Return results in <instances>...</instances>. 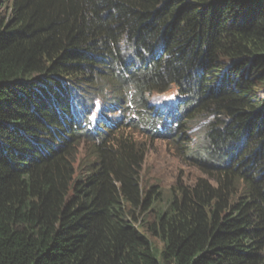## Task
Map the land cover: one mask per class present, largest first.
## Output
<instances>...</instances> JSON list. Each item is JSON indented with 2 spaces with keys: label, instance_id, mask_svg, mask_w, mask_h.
<instances>
[{
  "label": "trees",
  "instance_id": "trees-1",
  "mask_svg": "<svg viewBox=\"0 0 264 264\" xmlns=\"http://www.w3.org/2000/svg\"><path fill=\"white\" fill-rule=\"evenodd\" d=\"M127 83L213 118L166 199L85 123ZM0 264H264V0H0Z\"/></svg>",
  "mask_w": 264,
  "mask_h": 264
},
{
  "label": "rangeland",
  "instance_id": "rangeland-1",
  "mask_svg": "<svg viewBox=\"0 0 264 264\" xmlns=\"http://www.w3.org/2000/svg\"><path fill=\"white\" fill-rule=\"evenodd\" d=\"M122 58H124L127 65H129L131 62L136 63L135 57H131L130 53L123 55ZM107 87L109 90L110 85ZM130 92H134V88L132 86H128L127 83L126 89L124 91V97ZM174 94L179 95L177 92H174L173 89H171L163 95L153 94L151 97L143 96V100L145 102L151 103L152 106H157V108L164 112V107H168L169 105L175 108H180L182 103L178 104V100L174 99ZM114 100L115 98H109V102H114ZM123 104L124 102H122L121 105ZM137 109L138 107H135L130 111L124 110L125 115L127 117L129 116L130 120H133L130 122L134 126H131L129 129L122 130V133L125 135L127 134V137L130 135V138L136 141L138 146L142 147L141 150L143 151V158L138 170L141 187L144 190H148L150 186L154 185L156 190L160 189L164 199H166L169 186L174 184L190 185L195 182L197 178L201 177L202 173L194 161L182 154V151L176 146V144H174L172 138L166 137L165 139H161L155 134V131H152L148 128V125H144V123L141 121L134 119V114L138 115L137 113H139L137 112ZM113 110L118 113L116 117L122 116L123 112L119 113L116 108ZM93 113L96 114V108L93 109ZM179 115L180 113H177L176 116ZM196 120L197 118L193 119L192 123L186 126V135L192 138L195 144L200 141L199 126H197L198 124L194 123ZM169 123L170 121L166 123L167 127H169ZM171 123L173 124V122ZM122 133L114 131V135H123ZM152 135L153 137H151ZM82 153V150L75 153V157H77V163L80 161ZM134 215L135 220L141 218L149 220L151 219V212L143 214V211L140 213L135 211Z\"/></svg>",
  "mask_w": 264,
  "mask_h": 264
},
{
  "label": "clouds",
  "instance_id": "clouds-1",
  "mask_svg": "<svg viewBox=\"0 0 264 264\" xmlns=\"http://www.w3.org/2000/svg\"><path fill=\"white\" fill-rule=\"evenodd\" d=\"M133 88H134V92L127 93L125 97H124L125 90H122L120 88V84H118V86L114 88L112 93H110L109 90L107 89L105 93H107L109 98H115L114 102L112 101L109 102V99H108L107 102L105 103L104 98L102 96L100 95L94 96L91 99L92 107L90 109V114L85 120V123L87 125H91L89 121V117L90 116L92 117V114L93 115L95 114L93 113V109L96 108L97 105H99L101 106V109L99 108L98 112L96 111V114H95L96 116L92 120L94 124L93 126H90V129L99 130V129H96V125L98 123H103V124H109L113 132L115 131L118 133H122V130L129 129L131 127L130 125H133L131 123L133 120H130L129 116L127 117L125 115L124 110L130 111L131 109L138 107L137 112L139 113H137L138 115L134 114V116L136 117V118L133 117L134 119H137L141 121L142 123L152 122V120L156 116L160 117L162 120L165 119L163 123V127H160L159 129H155L153 126H150L149 124H144V125H148V128L151 129L152 131H155V134L158 135V137L161 139H165L166 137L172 138L174 144H176V146L182 151V154L185 157L194 161L195 164L197 165L196 161H198V159L200 158V155L206 153L204 150L205 141H203L204 128L210 121L213 120V118L209 116L208 114L206 115L198 114L194 112L192 109L188 110L187 112H182L179 108H175L170 105L168 107H164L165 111L163 112L161 109L157 108V106H152L151 103L145 102L143 100V96L151 97L153 96V94L163 95L164 93L170 91V89L164 93H155V92L151 93L149 91H141L139 90L138 87H133ZM176 100H178V98ZM122 102H124L123 105H121ZM178 104H181V103L178 101ZM103 107L105 108V110H103L104 109ZM112 107L116 108L119 111V113L123 112L122 116L116 117L118 113H116L113 110L114 108L110 110ZM177 113H180V115L176 116ZM152 114L154 116H152ZM145 116H148L150 120L144 121L143 119ZM171 117L172 119H176L177 121L180 120L181 122H183V125H185L184 126L185 130L183 132L184 140L182 142H177L176 140H174V137L170 136V132H169L170 128L166 126V123L170 121L169 126H171ZM196 118L197 120L194 121V123L198 124L197 126H199V129H200V135H199L200 141L197 144L193 142L192 138L186 135V131H187L186 126L192 123V120ZM115 120H118V123H115V125H113ZM175 121H172L173 127L175 126ZM83 124L84 123H82V125ZM95 134L98 135L99 131H96ZM151 137H153V135ZM66 141H68L70 144L72 142L74 143L72 138H67ZM50 145H51V142H48V143L44 142V149H41V151H44L47 147H50ZM53 149L56 150L57 147L56 148L54 147Z\"/></svg>",
  "mask_w": 264,
  "mask_h": 264
},
{
  "label": "bare ground",
  "instance_id": "bare-ground-1",
  "mask_svg": "<svg viewBox=\"0 0 264 264\" xmlns=\"http://www.w3.org/2000/svg\"><path fill=\"white\" fill-rule=\"evenodd\" d=\"M112 109H113V107H112L110 110H112ZM86 113H88V112L86 111ZM143 120H144V121H149L150 118H149L148 116H145Z\"/></svg>",
  "mask_w": 264,
  "mask_h": 264
}]
</instances>
